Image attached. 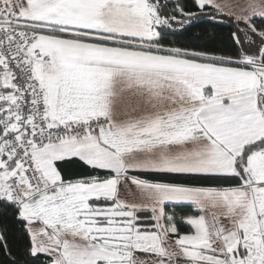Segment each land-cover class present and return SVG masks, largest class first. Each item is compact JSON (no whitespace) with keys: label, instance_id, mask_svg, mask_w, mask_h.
<instances>
[{"label":"snow or ice","instance_id":"6c2138e0","mask_svg":"<svg viewBox=\"0 0 264 264\" xmlns=\"http://www.w3.org/2000/svg\"><path fill=\"white\" fill-rule=\"evenodd\" d=\"M4 264H264V0H0Z\"/></svg>","mask_w":264,"mask_h":264},{"label":"trees","instance_id":"16d2710c","mask_svg":"<svg viewBox=\"0 0 264 264\" xmlns=\"http://www.w3.org/2000/svg\"><path fill=\"white\" fill-rule=\"evenodd\" d=\"M0 264H4V260L0 258Z\"/></svg>","mask_w":264,"mask_h":264}]
</instances>
